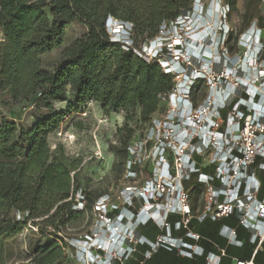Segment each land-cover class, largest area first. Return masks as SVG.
<instances>
[{
  "label": "trees",
  "instance_id": "obj_1",
  "mask_svg": "<svg viewBox=\"0 0 264 264\" xmlns=\"http://www.w3.org/2000/svg\"><path fill=\"white\" fill-rule=\"evenodd\" d=\"M227 2L230 15L236 10V0ZM246 3L249 10L262 4L261 0H246ZM193 7L194 0H0L3 33L0 91L9 93L16 101L34 98L39 102L37 107L45 109L30 127L6 117L0 124V264H9L8 243L29 225L40 232L53 226L56 239L40 246L28 264H67L66 251H74V247L60 235L62 227L94 209L99 197H91L76 184L79 160H71L63 153L51 159L47 138L67 115L66 110L54 111L52 102L65 100L68 87L74 93L68 107L74 111L90 100L99 102L104 110L139 106L141 118L151 126L153 116L166 109L164 99L175 86L174 75L165 73L159 63L144 59L133 47L112 40L106 27L107 19L114 17L132 23L134 43L139 46L155 37L163 25L191 14ZM255 16V12L247 13V25ZM75 21L84 24L88 32L65 48L54 70L44 68L41 56L64 43L67 30ZM259 23L264 26L262 19ZM232 38L233 30L229 42ZM132 140H125L119 147L111 146L125 168L132 157ZM130 167L139 174L140 165L134 163ZM183 186L194 201L204 191L197 174L191 180H184ZM79 190L85 205L75 210L73 204ZM263 194L261 190V196ZM135 206L139 207L136 201ZM17 211L28 212V215L17 219ZM118 212L119 209H114L109 215ZM168 221L172 236L200 244L204 248L203 255L183 256L166 244L153 251L149 242L166 235L168 228H160L149 221L137 228V235L146 242L134 244L133 253L123 264H205L208 253L217 252V247L224 248L227 253L220 264H230L235 252L236 257L250 258L252 255L246 246L229 244L220 234L221 229L228 226L237 227L240 238L247 235L235 215L215 221L207 218L201 223L193 220L190 228L201 236L198 241L187 237V229L182 225L176 228V223L181 221L180 215L171 214ZM148 252H151L149 257L146 256ZM261 255L257 256L258 261Z\"/></svg>",
  "mask_w": 264,
  "mask_h": 264
},
{
  "label": "built area",
  "instance_id": "obj_2",
  "mask_svg": "<svg viewBox=\"0 0 264 264\" xmlns=\"http://www.w3.org/2000/svg\"><path fill=\"white\" fill-rule=\"evenodd\" d=\"M229 13L227 0H213L207 7L194 0L191 14L163 25L155 37L139 46L134 43L132 23L107 19L112 40L133 47L149 62L159 63L165 73L174 75L175 86L164 99L168 107L160 111L166 114L165 120L152 118L140 152L130 146L132 157L127 166L134 177L137 173L130 166L140 165L137 156L154 143L150 147L157 166L147 172L145 185L126 188L121 204L108 202V193L98 197L94 206L100 215L97 226L85 238L70 241L84 264H123L134 244L146 242L137 235V228L149 221L168 228L166 235L149 242L153 251L166 244L183 256L203 255L200 244L170 234L171 214L181 216L176 228L182 225L186 236L195 241L201 236L190 228L193 220L201 223L207 218L215 221L235 215L247 235L240 238L238 228L228 226L220 234L229 244L246 246L252 255L233 258L234 264H264V194L261 196L263 182L258 176L264 172V26L254 19L238 40L244 54L229 56ZM199 82L211 91L200 105L194 94ZM194 174L204 184L197 201L183 186ZM84 205L79 190L73 208L81 210ZM114 209L119 212L110 216ZM27 215L16 212L17 219ZM260 253L262 262L257 260ZM226 255L224 248L217 247V252L208 253L205 264H220Z\"/></svg>",
  "mask_w": 264,
  "mask_h": 264
},
{
  "label": "rangeland",
  "instance_id": "obj_3",
  "mask_svg": "<svg viewBox=\"0 0 264 264\" xmlns=\"http://www.w3.org/2000/svg\"><path fill=\"white\" fill-rule=\"evenodd\" d=\"M213 0H199L201 5L207 7ZM225 1V0H219ZM255 12L254 19L264 22V4L258 7L247 8L246 0H236V10L227 17V24L233 30V38L226 46V53L229 56L243 55L244 51L239 48V38L247 30L246 15ZM188 28V27H187ZM185 28V30H187ZM88 32L87 27L78 22H73L67 30L64 43L41 56L44 68L54 70L61 60L65 48L75 39L82 37ZM236 40H234V38ZM3 40V33L0 28V42ZM147 43L146 45H148ZM213 72L209 73L212 80ZM181 80V79H180ZM211 84V81H209ZM215 85V83L213 84ZM211 85V86H213ZM210 87L201 82L195 90V101L202 104L209 96ZM74 93L68 87L65 100L54 101L53 110H66L67 115L60 127L49 134L47 140L50 146L52 157L57 154H64L71 160H79V172L76 176V184L83 187L90 193L91 197L109 194L108 202L121 204L125 200L124 190L133 186H143L148 178L147 172H152L157 166V159H154L152 147L154 143L148 144L146 150H142L137 156L141 158L140 171L137 176L131 177L128 173V166L116 157L111 146L119 147L125 140L133 139L134 149L140 152L141 146L145 145L151 126L141 118V109L136 106L133 109L108 108L104 110L102 105L94 100L82 105L78 111L69 109L68 105L73 100ZM34 98L30 101L14 100L9 93L0 91V124L4 117L15 119L23 125H33L35 117L42 116L45 112L43 107H37ZM166 108L168 104L164 103ZM171 110H174L172 106ZM158 113L153 117L165 120L166 114ZM130 130L131 133H130ZM100 219L96 209H89L71 220L62 227L61 236L66 242L86 237L91 230H94ZM54 227H49L43 232L35 229H25L8 243L10 260L9 264H28L36 255V250L56 237L53 235ZM148 234L147 231H144ZM149 235V234H148ZM238 255L236 252L233 256ZM67 264H84L77 259L76 252L66 251Z\"/></svg>",
  "mask_w": 264,
  "mask_h": 264
},
{
  "label": "crops",
  "instance_id": "obj_4",
  "mask_svg": "<svg viewBox=\"0 0 264 264\" xmlns=\"http://www.w3.org/2000/svg\"><path fill=\"white\" fill-rule=\"evenodd\" d=\"M258 176H259V178L262 180V182H263V184H264V172H259V173H258ZM262 190L264 191V185H263ZM233 250H234V248H233ZM233 258H237V257H236V256H235V257H232L230 264H234V262H233ZM259 261H260V262L263 261V257H262V256L260 257V260H259ZM143 263H144V262H143ZM197 264H202V263L198 262Z\"/></svg>",
  "mask_w": 264,
  "mask_h": 264
}]
</instances>
